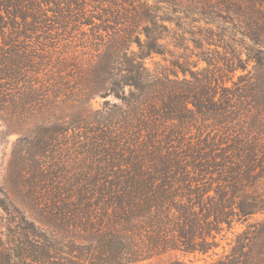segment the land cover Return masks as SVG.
<instances>
[{
  "label": "rangeland",
  "instance_id": "374dc122",
  "mask_svg": "<svg viewBox=\"0 0 264 264\" xmlns=\"http://www.w3.org/2000/svg\"><path fill=\"white\" fill-rule=\"evenodd\" d=\"M223 3L0 0V190L38 251L31 264H106L98 260L99 234L90 224L108 230L116 203L97 187L114 184L125 172L124 160L131 164L150 149L151 131L158 137L180 133L183 146L194 150L210 138L216 148H264V48L245 36L240 14L222 11ZM228 3L241 10L250 3L264 15V2ZM145 11L154 24L137 23ZM146 28L152 42L142 33ZM139 43H152L157 53L136 70ZM255 56L261 63L252 62ZM237 165L218 160L205 172L189 169L187 193L205 188L202 193L216 197L232 168L248 173L235 196L246 204L255 196L264 202V161L249 169ZM86 184L94 186L78 201L76 190ZM117 192L112 188L111 197ZM83 208L88 211L80 213ZM123 208L134 214V227L124 233L135 252L129 264H264V209L232 213L231 224L204 241L205 254L167 251L136 262V196ZM210 214L198 216L204 223L192 236L212 227ZM10 219L0 211V236ZM113 229L124 232L122 225ZM41 249L48 253L39 255Z\"/></svg>",
  "mask_w": 264,
  "mask_h": 264
},
{
  "label": "trees",
  "instance_id": "16d2710c",
  "mask_svg": "<svg viewBox=\"0 0 264 264\" xmlns=\"http://www.w3.org/2000/svg\"><path fill=\"white\" fill-rule=\"evenodd\" d=\"M45 1L47 2L48 0ZM202 1L207 2V0ZM218 1L224 2L223 9L225 10H222L224 13L240 14L239 16L242 17L247 29L245 36L252 42L258 41L264 48V15L262 16L260 11L255 10V5H250V3L245 10H241V6L238 3H228L264 2V0ZM137 17V23L143 22L141 25L152 22L154 24V18H151L148 11L144 13L138 12ZM259 19L262 21L261 24H258ZM142 33L145 35L146 42L154 40L151 30L146 28ZM259 33H261L260 37L263 40H259ZM138 46L136 70L142 67L141 64L147 57L157 53L156 46L152 45V43L146 47L139 43ZM252 60L254 63H261L258 56H255ZM126 85L131 86L133 84ZM166 111L167 109L163 112L166 113ZM140 123L142 127L145 125L143 121H140ZM154 133V131L148 133L147 141L151 144L150 149L142 150V155L140 156L137 153L136 161H132L131 164L130 160H124L120 164V166L125 168V172H122L123 176L117 178L118 180H115L114 184L106 182L97 187L100 192L109 191L108 196H105L104 199L108 198L109 201L114 200L116 203V210L113 211L111 216L106 218L107 221L112 222L108 230L100 232L96 230V226L93 228L94 224H90L94 235L96 233L99 234L96 244L98 245V253L102 257H99L98 260L105 261L106 264H114L116 263L115 261L121 262V264H129L131 262L127 258L135 254L132 250L133 248H127L124 236V233L128 230L127 227H134L130 224L134 214L123 208L125 205L131 204L134 196H136V262L140 259H146V257L158 256L167 251H179L185 254H205L210 248L207 247V243L204 241L208 238H213L212 232L217 231L222 224L230 225L232 213H237L241 216V214L249 215L253 213L251 211L264 209V202L257 196L246 198L252 202L251 204H246L244 197L237 198L235 196V191L238 189L237 186L240 185L243 177L245 179L248 178V173L245 172L244 175L236 174L232 168L227 174L222 176V186L224 187L220 186L215 193L216 197H210L207 194L208 192L202 193L205 188L199 194L187 193L191 190V186L187 185L189 169L205 172L212 167H217L216 163L218 160L232 166L242 164L244 169H249L252 163L258 160L264 161V148L259 150L258 148H253V146L233 148L230 147L231 144L228 148H216L215 140L210 138L201 142L203 147L201 145L200 147L202 148L199 147L194 150L190 146H183L184 142H181L183 141V136L180 133H178L179 136L162 135L160 137H158L159 133H156V135ZM252 142H256V139H253ZM174 144L176 146H172ZM109 158L112 157L109 155ZM88 185L94 186L92 184L81 185V191L77 188L79 189V191L76 190V199L78 201L83 200V192ZM112 188L118 189V192L113 194V197L110 194ZM227 189L233 194L231 197L229 196L230 194L225 193ZM75 206L80 205L77 204ZM249 207L252 210L246 212ZM13 210L14 213H10V215L6 194L3 190H0V211L13 217L12 220H6L3 224V227L6 228V233L0 236V264H31L35 259H38L37 256L35 257L38 251L32 245L29 234L24 233L25 229L19 225L21 222L25 223L22 215L19 218L21 222H19L17 217L20 216V212L16 208ZM80 210L83 212L88 211L86 208L78 209L80 213ZM204 213H211L210 215L213 218L212 227L207 226L201 233L192 236V233L196 231L194 229L198 225L200 229L202 228L201 223L203 224L204 222L198 216H202L201 214ZM114 224L122 225L124 227L122 231L124 232L119 233L114 230ZM193 237L196 238L193 239ZM142 238H146V240L141 241ZM198 239L200 242L196 241ZM141 244L143 245L141 246ZM122 249L126 252H120ZM41 250L39 255L43 256L44 253L45 255L48 253L46 249ZM73 264H80L79 260L76 263L73 261ZM170 264L181 263L172 262ZM228 264L243 263L229 261Z\"/></svg>",
  "mask_w": 264,
  "mask_h": 264
}]
</instances>
